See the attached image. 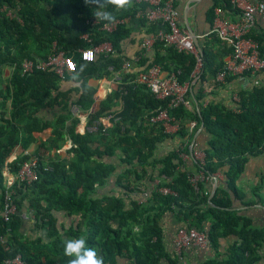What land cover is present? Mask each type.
Instances as JSON below:
<instances>
[{"label":"trees","instance_id":"obj_1","mask_svg":"<svg viewBox=\"0 0 264 264\" xmlns=\"http://www.w3.org/2000/svg\"><path fill=\"white\" fill-rule=\"evenodd\" d=\"M3 7L10 9L12 16ZM95 7L86 5L84 0H0V67L11 69L4 88L0 89L1 103L8 101L9 107L8 116H0V206L3 171L14 173L29 157V153L21 151L8 161L11 152L17 145L26 149L35 142V133L50 128L31 153L40 157L36 180L15 187L17 209L23 206L32 209L35 224L45 229L48 241L37 244L38 240L22 238L17 214L6 223L0 217V235L7 226L10 228L6 248L0 244V264L16 252L24 264H68L63 241L82 235L86 236L88 246L103 256L104 264H116L121 257L126 264H177L173 247L172 252H167L162 244L159 221L164 213L172 214L180 222L179 227L204 232L211 246L219 237L234 234L237 242L229 245L227 257L220 264H252L254 248L264 240V229L252 228L249 219L229 209V193L236 196V175L247 156L264 144V86L252 87L248 99L234 101L232 108L208 102L198 104L196 110L181 105L171 109L169 114L178 125L175 134L187 140L181 142V148L158 154V144L169 135L148 123L146 116L164 106L165 101L154 98L143 85L124 84L121 89H112L89 111L95 88L87 80L108 73L103 69L102 56L87 62L77 53L78 48L88 45L79 40V35L88 30L85 18L96 11ZM214 7L236 13L229 0H218L209 10L212 19ZM105 10L115 18H126L132 17L135 6L128 12L112 5ZM159 27L158 22L136 20V29H143V34ZM91 32L93 44L107 40L116 52L123 51V42L136 34L127 22L109 33ZM249 36L258 43L261 53L260 38ZM52 42L71 57L75 70L62 79L51 70L20 75L21 60L44 58L51 51ZM141 52L138 49L135 53ZM228 52L226 48L221 55ZM199 54L200 68L215 76L223 61L214 63L210 50L204 47L199 48ZM141 58V67L160 64L165 70L178 69V81L190 84L195 65L192 54L155 42L150 53ZM133 75L134 70L126 72L124 81ZM230 77L227 75L225 80ZM187 95L190 102L200 97L192 94L191 98L189 91ZM71 102L88 111L89 121L110 113H116L119 119L106 129L107 135L100 130L77 134L78 120L68 112ZM47 113L51 115L46 116ZM191 119L201 124L205 136L204 147L198 146L204 152V163L198 165L193 161L194 170L211 174L218 169L224 177V186L209 199L202 191L203 183H198L195 190L188 182L187 175L192 170L179 169L183 166L179 152L188 153L192 135L187 133L185 122ZM67 139L71 146L64 156L53 153L45 159L37 152L38 148L55 150ZM45 164L50 168L43 169ZM226 164L227 168L221 169ZM160 175L165 178L150 190L144 202H138L136 195ZM110 180L112 186L104 189ZM162 186L172 193L158 191ZM55 212L74 215L77 220L59 232ZM205 222L209 224L205 226Z\"/></svg>","mask_w":264,"mask_h":264},{"label":"built area","instance_id":"obj_2","mask_svg":"<svg viewBox=\"0 0 264 264\" xmlns=\"http://www.w3.org/2000/svg\"><path fill=\"white\" fill-rule=\"evenodd\" d=\"M133 4L135 11L129 19L158 22L161 26L149 33L143 34L140 41V49L142 51L140 54L134 53L130 59L116 60V51L112 48L109 41L102 40L93 44L91 31L112 32L119 24L125 23L127 19V17H119L115 18L113 22H106L97 20L93 13H90L85 18L88 30L79 35V40L88 45L78 48L77 53L82 61L87 62L95 60L98 56H102L103 69L109 73L115 89H121V86L124 84L143 85L154 98L164 100V106L156 108L152 114L145 116L148 123L156 125L161 132L168 135L171 133L172 128L177 130L178 127L176 120L169 114V111L179 105L187 109L190 107L187 95L189 83L178 81V69L165 70L160 64H151L147 67H141L138 64L141 62L142 55L150 53L152 45L155 42H161L164 45H171L176 51L190 53L194 56L195 65L191 72V78L193 79L201 63L199 48L194 45L192 35L186 29L180 28L177 25V10L174 6V0H133ZM229 4L236 11V18L227 20L219 16L217 9L212 19L210 30L211 33L215 34L220 41L229 47L227 58L223 61L222 66L214 76V80L219 82L224 81L227 75H240L244 72L254 74L264 71V55L259 52L258 43L249 36L256 18L264 19L263 0H229ZM132 63L137 64L136 70L132 67ZM34 70H51L58 78L62 79L67 73L75 70V65L71 57L65 55L64 51L58 48L55 42H52L51 51L44 58L35 60L24 58L21 60L19 65L20 75L29 74ZM130 70H134V75L124 81V74ZM90 110L91 107L89 108ZM68 112L70 117L77 118L75 132L80 135L85 132L96 133L98 130L107 135L106 129L119 119L116 113H110L89 121L88 111L83 110L74 102L69 104ZM195 124V120H190L187 130L190 131ZM79 125L80 128H78ZM181 145H178L177 148H181ZM191 146L190 153L179 152L180 158H187L189 156L198 165H203L204 152L195 142ZM58 152L59 148L49 151L45 150L42 155L46 159L47 156H51L53 153L58 154ZM25 153L28 152L25 151ZM39 158L38 155L29 153V157L20 164L14 173H5L4 190L0 206V217L3 222H8L14 214H17L20 222L34 219L31 208L17 209L15 187L18 184L30 185L36 180ZM49 168L47 164L43 167V169ZM214 177L213 173L205 174L198 169L188 174L187 180L193 189L196 190L198 183H204ZM164 178V175H160L148 183L147 187L136 195L137 201L144 202L150 190L156 188L159 180ZM158 191L161 193H172L165 186L159 187ZM9 233L10 228L7 226L3 234L0 235V244L5 248L6 236ZM207 244L208 240L204 232L193 227L177 228L172 237L173 251L178 258L177 264H185L182 259V253L187 247H204ZM1 264H24V262L20 253L16 252L12 256L4 258Z\"/></svg>","mask_w":264,"mask_h":264},{"label":"crops","instance_id":"obj_3","mask_svg":"<svg viewBox=\"0 0 264 264\" xmlns=\"http://www.w3.org/2000/svg\"><path fill=\"white\" fill-rule=\"evenodd\" d=\"M217 1L218 0H174V6L177 10V25L180 28L186 29L195 37L198 48L204 47L210 50L214 63L218 62L220 59L224 61L228 53L224 55L221 54L226 48H229L224 42L217 40L210 31L212 18L209 14V10ZM132 6H134V4H132ZM130 8H124L122 10L128 12ZM3 9L5 8L3 7ZM217 9L219 16L227 20L236 18V13L224 12L219 7L213 8V17ZM6 14L12 16L11 10L7 9ZM125 22H127V24H132L136 34L123 42V51L116 52V60L130 59V57L140 49V41L144 33L143 29H136V20L127 17ZM249 34L256 35L260 38L259 45L261 54L264 55V19L257 17ZM136 66L137 64L132 63L134 70H136ZM10 71L11 69L9 67H0V89L4 88ZM199 74L202 75L201 78ZM87 84L95 88L92 95L93 102L90 106L91 110L97 106L98 101L110 90L115 89V85L111 81L109 73L97 78L90 77L87 80ZM263 86L264 72L232 75V77L219 82L215 81L214 76L207 70L199 67L195 77L190 81L188 91L190 97L192 94H200V97L197 100H191L189 109L196 110L198 104L205 105L208 102L220 103L226 108H232L234 101H245L248 99L252 87L262 88ZM66 87H69V84H67ZM8 109V101L2 104L0 100V116L2 115L6 118L8 116ZM49 114L50 113H47L46 116H49ZM188 122H185L186 127L188 126ZM49 131L50 128H46L41 133H35V142L31 143L26 149H22L20 145L15 146L8 161L12 160L13 157L21 151H26L30 154L33 153L37 148L38 142L44 140ZM175 132L176 130L172 128L171 133L168 134L169 136L158 144V154H165L174 147L183 144L181 143L182 141L186 142L187 138H179ZM191 132L192 135L189 139V144L193 141L197 146L204 147L205 136L201 124H195L190 131L187 130V133L190 134ZM70 143L71 141L67 139L63 145L59 147L58 154L60 156H64L66 150L71 146ZM43 151L45 150L38 148L37 152L43 153ZM181 160L183 166L180 165L179 169L185 167L187 170H194V162L189 156L187 158H181ZM226 168L227 164L221 167L223 170ZM213 174L215 177L205 181L202 186V191L207 195L208 199L216 193L219 187L224 186L223 174L218 169L213 172ZM110 186H112L111 180L104 189ZM234 186L236 188V196L233 192L229 193L231 199V206L229 209L235 211L236 215L249 219L252 228L264 229V144L259 151L247 156L241 170L234 179ZM22 208H25V206ZM54 215L56 217V225L59 232H62V229L74 224L77 220L76 216L66 215L64 212H55ZM208 224L209 222H205V226ZM159 225L162 232L164 250L172 252V237L177 227L181 224L172 214L164 213L160 218ZM19 232L22 238H27L31 241L38 240L39 242L36 241L37 244H45L48 241L45 229L36 225L35 219H31L27 222H20ZM233 242H237L236 236L234 234H228L224 237H219L214 246H211L209 243L204 247L189 246L183 251L182 259L185 264H205L211 261H214L212 264H220L227 257L228 247ZM253 253L255 259L252 264H264V240L254 248ZM41 261H43V257H41ZM116 264H126V259L123 257L117 258Z\"/></svg>","mask_w":264,"mask_h":264},{"label":"clouds","instance_id":"obj_4","mask_svg":"<svg viewBox=\"0 0 264 264\" xmlns=\"http://www.w3.org/2000/svg\"><path fill=\"white\" fill-rule=\"evenodd\" d=\"M84 3L96 6L93 15L97 20L113 22L115 16L112 12L105 10L106 6L112 5L116 9L130 8L133 0H84ZM63 252L69 258L68 264H104L103 256L96 248L88 246L87 238L83 235L65 238Z\"/></svg>","mask_w":264,"mask_h":264},{"label":"water","instance_id":"obj_5","mask_svg":"<svg viewBox=\"0 0 264 264\" xmlns=\"http://www.w3.org/2000/svg\"><path fill=\"white\" fill-rule=\"evenodd\" d=\"M192 41H193L194 45H195L196 47H198L197 41H196V39H195V37H194L193 35H192ZM192 143H193V141H191L190 144H189V146H188V152H189V153H190V151H191V149H192V146H191Z\"/></svg>","mask_w":264,"mask_h":264},{"label":"rangeland","instance_id":"obj_6","mask_svg":"<svg viewBox=\"0 0 264 264\" xmlns=\"http://www.w3.org/2000/svg\"><path fill=\"white\" fill-rule=\"evenodd\" d=\"M6 172H7L6 170L3 171V176H5V173H6Z\"/></svg>","mask_w":264,"mask_h":264}]
</instances>
